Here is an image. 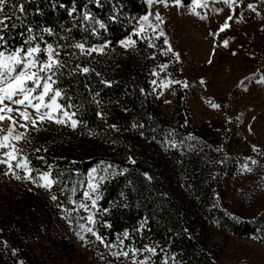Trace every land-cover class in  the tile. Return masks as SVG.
I'll use <instances>...</instances> for the list:
<instances>
[{
	"label": "trees",
	"instance_id": "1",
	"mask_svg": "<svg viewBox=\"0 0 264 264\" xmlns=\"http://www.w3.org/2000/svg\"><path fill=\"white\" fill-rule=\"evenodd\" d=\"M23 2V23L9 33L14 37L9 40L10 46L23 43L27 36L25 26L33 27L37 34L43 27L52 28L55 35L45 34V39L66 45L64 51H73L67 45L82 40L91 45L107 39L112 45L102 56L82 57L77 53L65 58L62 54L68 68L60 74L58 86L78 106L82 124L69 132L56 124H44L29 137L32 143L25 144V153L34 169H51L57 181L51 194L57 195L58 200L25 191L22 204L16 206L15 214L0 229V264H17L20 260L24 264H42L32 253L29 238L39 226L28 215L35 211L57 215L60 207H70L71 200L82 197L79 182L83 176L104 164L128 171L102 181L98 204L101 211L109 209L105 220L111 227L98 224V231L108 241H115L117 235L128 231L130 239L126 243L137 247L150 244L158 252L162 249L161 255L153 257V264H161L163 255L175 257V264H217L218 244H210L215 233L251 236L264 242V164H250L253 171L244 172L241 164L246 151L241 150L233 122L219 118L195 122L181 84L173 85L170 117L161 113L160 102L151 98L150 81L156 78L151 76V70L159 71L158 65L171 59L168 69L172 71L168 73L176 79V61L171 54L167 59L162 57L161 52L136 36L135 48L126 50L118 43L133 35L139 17L147 13L146 0H103L102 8L90 3L88 10L107 24L97 36L87 31L83 23L77 25L68 14L75 2L74 15L79 18L86 0ZM190 3L191 0H182L184 5ZM245 5L246 0L241 7ZM114 6H118L120 18L113 23L108 17ZM76 63L95 71L87 75L74 73ZM95 72L101 75L98 77ZM168 73L161 72L156 79ZM101 79L111 81V86L101 84ZM140 88L145 92L141 93ZM93 96L99 103L93 101ZM60 102L68 103L63 98ZM98 112H103L105 118L97 116ZM133 123L143 127L132 128ZM112 124L119 130L111 129ZM169 140L175 141L176 146H171ZM35 148L41 151L37 153ZM145 173L152 179H147ZM145 220L144 228L138 230ZM3 242H7V247ZM12 249L17 250L16 256H12Z\"/></svg>",
	"mask_w": 264,
	"mask_h": 264
},
{
	"label": "snow or ice",
	"instance_id": "2",
	"mask_svg": "<svg viewBox=\"0 0 264 264\" xmlns=\"http://www.w3.org/2000/svg\"><path fill=\"white\" fill-rule=\"evenodd\" d=\"M214 2H222L231 10L226 16L223 23L219 25L216 33L212 35H219L225 30L230 29L231 23L236 14V8L244 4V0H214ZM264 3V0H260ZM93 3L96 7H103V0H86L82 7V14L76 18L74 14L77 13L75 2L69 10V16H73L77 25L83 23L86 30L93 36L99 35L100 29H106L107 24L103 20L97 19L94 14L88 10V5ZM149 4L162 5L164 8L169 7V0H148ZM175 6L181 7L182 0H171ZM209 6L208 0H191L190 11L200 19H205L206 16L197 11L199 8H207ZM59 7H65L60 4ZM246 9L256 16H261L256 3L249 2L246 4ZM215 12H222L223 9H214ZM25 14V4L23 0H0V165L4 166V176H11L16 180H28L38 188L52 189L57 181L53 178L50 171L40 172L31 166V160L25 153L24 144H31L29 133L31 131H39L40 127L45 123H54L56 125L70 126L71 129L76 130L82 121L78 119V106L73 104L71 98L67 97L66 93L61 89L59 84V76L62 71L68 68L61 56L71 58L76 56L77 53L82 57H91L93 54L98 56L105 55L107 50L111 48L112 42L105 39L100 44L89 45L86 41L75 42L67 45V48L73 51H64L66 45L61 43H49L45 39L47 36H53L55 33L50 27H43L37 34L36 29L31 26H25L27 36L23 39V43L19 46H10L9 40L14 39L9 33L15 30L20 24L23 23V16ZM120 18L118 6H114L112 14L108 17L111 22H116ZM244 13H239L238 23L243 22ZM165 20L159 10L149 11L146 15L139 17L137 26L133 31V35L126 36L124 39L118 41L119 45L124 49L135 48L137 40L133 37H139L148 43L150 48H157L155 41L163 38L164 47L160 48L162 55L167 56L171 54L176 62L180 61V53L175 51L170 43L169 38L164 30ZM99 26V28L96 27ZM24 37V33H21ZM223 47H229L227 39L222 41ZM43 45V46H42ZM43 54V58L41 56ZM215 48L213 49V55ZM233 55H236L233 52ZM155 54L152 59L155 60ZM209 64L212 60L209 59ZM169 65L162 63L158 65L159 71L155 68L151 70V76L159 78L161 72H166ZM74 73L87 75L95 70L90 66H84L76 63L72 69ZM96 76H100L99 72H95ZM166 79H152L150 84L153 86L152 91L157 96L163 95L165 89H169L172 85L182 84L184 88L189 87L187 81L172 79L171 73L167 74ZM248 79V78H246ZM252 79H255L253 76ZM100 83L106 87L111 86V81L101 79ZM204 84L203 79L200 80ZM244 81H240L241 86ZM258 84H264V75H261ZM88 88V85H85ZM157 89L160 91L157 92ZM247 90V89H245ZM140 92L144 93L145 89L140 88ZM98 96V94H97ZM97 96H93V101L99 103ZM61 98L68 101L67 104H62ZM170 103V101H165ZM214 109H220L221 105L214 102H209ZM97 116L104 119V113L98 112ZM113 130L118 131L115 124L109 125ZM132 128H142L143 125L133 123ZM143 135V133H141ZM194 139V137H190ZM171 146L175 147L176 142L169 140ZM179 143H183L180 141ZM35 152H40V148H35ZM47 151V149H43ZM222 151V149H217ZM252 151L260 153L262 150L258 149L255 145L252 146ZM43 160V157H40ZM132 164L136 161L131 156L128 157ZM104 164V162H101ZM223 163V161H220ZM258 161L252 157H246L241 164L244 172H252L253 169L250 164L255 165ZM51 167V166H49ZM128 169L115 168L112 164H104L101 168H93L89 171L87 179L79 182L81 186L86 184V189L83 191V200L79 202L78 206L71 209L65 208L66 213H76L78 219L76 225L79 230L75 231V235L87 246L90 241L88 234H90L94 241L103 245L108 250V255L115 258L120 264H153V257L161 255L163 250L159 252L156 246L145 244L143 247H137L135 244L126 243L130 239V233L124 231L122 235H117L115 241L106 240L98 231L97 225L104 227H111L107 220L101 216L97 219L101 210L98 207V201L101 199L98 195V190L102 181L108 180L115 175H123ZM36 173L34 175L33 173ZM147 179L151 180L152 177L144 174ZM75 192V189H73ZM52 201H57L58 197L55 194L50 195ZM73 205H77L75 200L70 201ZM59 207V205H58ZM86 215L80 216V211ZM109 209H103V213H108ZM72 224L70 215L64 217ZM83 221V222H81ZM147 221L141 223L138 230H142ZM186 231V229H185ZM7 247V242H3ZM12 256L17 255V250L12 249ZM100 259L103 260L104 256L101 254ZM175 264V257H168L163 255L161 264H169V261ZM17 264H24L23 260Z\"/></svg>",
	"mask_w": 264,
	"mask_h": 264
},
{
	"label": "rangeland",
	"instance_id": "3",
	"mask_svg": "<svg viewBox=\"0 0 264 264\" xmlns=\"http://www.w3.org/2000/svg\"><path fill=\"white\" fill-rule=\"evenodd\" d=\"M249 2L257 4L261 16L258 17L247 10L246 5L241 7L238 4L234 20L230 22V29L219 35H212L231 11L222 2L208 0L207 8L197 9L201 15L206 16L205 19H200L191 13L190 4L178 7L169 2L168 8L162 5H155L154 8V5L146 0L147 13L154 10L161 12L167 37L173 49L180 53V61L176 62L179 70L176 79L188 82L189 87L184 88L182 84L181 86L185 89L186 103L192 119L197 123L213 118L232 121L238 132L241 150L246 151L245 156L264 164V84L256 83V80L264 75V3L260 0H246V4ZM214 9L223 11L217 13ZM240 12L244 13V18L243 22L238 23L236 21ZM225 39L229 41L228 48L223 47L222 41ZM155 43L160 52V48L164 47L163 38ZM233 52L236 55H233ZM162 57L167 59L164 55ZM209 59L212 60L211 64L208 63ZM166 62L170 64L171 59ZM168 70L172 71L169 68L166 73ZM253 76L255 79H252ZM166 78L168 76L161 79ZM201 79L205 81L204 84L200 83ZM240 81L245 82L243 86ZM159 91L157 89V92ZM172 94L173 85L165 89L161 96H157L153 91L151 94L155 103L160 102V111L167 117H170ZM209 102L218 103L221 108L214 109ZM59 126L68 132L73 130L70 126ZM34 132L36 131H31L29 137ZM253 145L262 151L253 152ZM21 146L24 148L25 144L22 143ZM47 171L51 172V169ZM89 171L82 181L87 179ZM3 172L4 166L0 165V229L5 220L15 214L16 206L22 204L25 191L44 194L48 199L51 195V189L38 188L28 180L4 176ZM80 187L82 197L76 201L77 205L70 203L68 209L78 206L83 200L86 184H80ZM64 209L60 207L57 215L53 212L40 214L36 211L28 215L35 219L39 226L29 238L32 253L42 264H120L108 255V250L103 245L92 242L94 238L90 234L87 237L90 243L85 246L75 235V231L79 230L76 225L77 214L66 213ZM27 210L28 208L25 211ZM66 215H70L72 224L64 218ZM79 215L86 214L81 210ZM101 216L105 220L106 214L102 211L97 219ZM212 243H217L220 250L215 257L217 264H264V242L256 238L215 233L210 241V244ZM101 254L104 256L103 260L100 259Z\"/></svg>",
	"mask_w": 264,
	"mask_h": 264
}]
</instances>
